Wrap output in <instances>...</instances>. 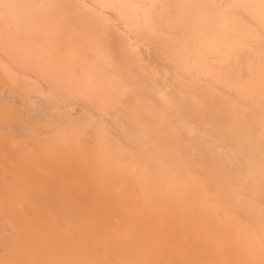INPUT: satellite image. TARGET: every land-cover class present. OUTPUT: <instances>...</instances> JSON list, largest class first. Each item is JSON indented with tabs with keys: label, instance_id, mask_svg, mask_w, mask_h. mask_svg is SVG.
I'll list each match as a JSON object with an SVG mask.
<instances>
[{
	"label": "bare ground",
	"instance_id": "1",
	"mask_svg": "<svg viewBox=\"0 0 264 264\" xmlns=\"http://www.w3.org/2000/svg\"><path fill=\"white\" fill-rule=\"evenodd\" d=\"M0 264H264V0H0Z\"/></svg>",
	"mask_w": 264,
	"mask_h": 264
}]
</instances>
